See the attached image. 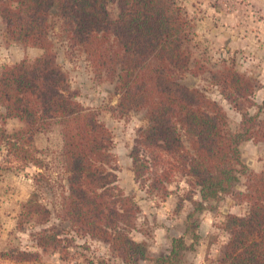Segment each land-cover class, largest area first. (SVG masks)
Here are the masks:
<instances>
[{
    "label": "trees",
    "instance_id": "16d2710c",
    "mask_svg": "<svg viewBox=\"0 0 264 264\" xmlns=\"http://www.w3.org/2000/svg\"><path fill=\"white\" fill-rule=\"evenodd\" d=\"M0 17L11 40L42 51L33 61L0 72V143L11 157L34 161L35 138L59 127L66 173L58 215L62 224L107 244L125 264H185L184 253L200 241L196 214L233 194L249 211L225 215L222 230L229 238L215 264H264V164L254 172L243 160L246 143L264 142V100L254 101L256 86L246 75L226 63H212L213 84L241 113V121L231 127L217 101L183 83L185 73L204 70L190 69L192 20L179 0H0ZM56 19L86 54L97 77L115 84L118 103L109 111L146 114L148 126L130 153L135 180L148 181L147 191L165 199L174 173L188 178L187 200L194 207L187 217L190 244L185 236L174 238L169 254L151 257L146 242L130 237L140 209L106 167L112 160L111 132L98 111L77 101L58 63L51 39ZM10 120L20 124L12 133L5 129ZM242 177L245 190L235 192ZM195 191L200 200L194 199ZM51 216L34 192L22 204L18 227L32 222L45 226ZM65 235L59 226L44 227L34 236L41 254L11 247L1 258L43 264V257L58 255L65 264Z\"/></svg>",
    "mask_w": 264,
    "mask_h": 264
},
{
    "label": "rangeland",
    "instance_id": "374dc122",
    "mask_svg": "<svg viewBox=\"0 0 264 264\" xmlns=\"http://www.w3.org/2000/svg\"><path fill=\"white\" fill-rule=\"evenodd\" d=\"M188 12L192 52L190 69L201 68L197 74L185 73L183 83L197 87L217 101L228 115L231 127L241 121V113L225 99L220 88L213 84L212 63L234 68L250 78L256 86L254 101L264 99V0H179ZM57 27L51 34L58 63L68 74L71 88L77 101L84 107L98 111L100 120L113 137L112 160L106 164L117 176L118 186L126 197L139 207L130 237L137 242H146L151 257L169 254L172 240L185 236L188 215L194 207L187 200L190 192L188 178L174 173L169 184L171 194L163 199L161 194L147 191L148 181L137 182L130 157L131 149L140 131L148 126L144 111H131L124 116L109 111L116 106L118 96L115 84L100 80L86 54L71 43L62 22L56 19ZM42 51L24 47L11 40L0 17V72L23 60L33 61ZM211 67V68H210ZM0 111H4L0 107ZM255 113V109H252ZM20 127L16 120L8 121V133ZM34 161H21L8 155V147L0 143V264H28L4 260L1 254L11 247L22 251L39 253L34 240L44 227L59 226L66 231L68 261L65 264H125L102 241L83 234H76L58 218L62 197L66 190V173L62 158L63 144L59 127L38 135L33 143ZM243 160L251 171L259 172L264 164V142L250 141L243 148ZM39 162V163H37ZM41 164V165H39ZM244 177L234 191L245 190ZM36 192L41 203L52 212L51 221L45 226L32 222L22 229L18 227L23 202ZM195 200L200 194L195 191ZM182 201L181 206H179ZM213 208L197 213L193 219L198 224L200 241L195 250L184 253L185 264H215L229 235L222 230L225 215H245L247 204H239L233 194L223 196ZM43 264H61L58 255L43 257ZM139 264H151L141 261Z\"/></svg>",
    "mask_w": 264,
    "mask_h": 264
},
{
    "label": "crops",
    "instance_id": "0c3cea01",
    "mask_svg": "<svg viewBox=\"0 0 264 264\" xmlns=\"http://www.w3.org/2000/svg\"><path fill=\"white\" fill-rule=\"evenodd\" d=\"M264 100V99H263Z\"/></svg>",
    "mask_w": 264,
    "mask_h": 264
}]
</instances>
